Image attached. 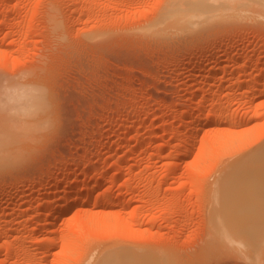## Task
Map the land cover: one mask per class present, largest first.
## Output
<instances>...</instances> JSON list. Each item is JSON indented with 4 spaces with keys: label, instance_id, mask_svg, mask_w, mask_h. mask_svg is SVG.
Returning a JSON list of instances; mask_svg holds the SVG:
<instances>
[{
    "label": "rangeland",
    "instance_id": "1",
    "mask_svg": "<svg viewBox=\"0 0 264 264\" xmlns=\"http://www.w3.org/2000/svg\"><path fill=\"white\" fill-rule=\"evenodd\" d=\"M174 1L0 0V264H264V0Z\"/></svg>",
    "mask_w": 264,
    "mask_h": 264
},
{
    "label": "bare ground",
    "instance_id": "2",
    "mask_svg": "<svg viewBox=\"0 0 264 264\" xmlns=\"http://www.w3.org/2000/svg\"><path fill=\"white\" fill-rule=\"evenodd\" d=\"M199 1L198 0H194L193 1V4L192 5H194V3H198ZM180 4H184V0H175L174 1V6H177L178 5V7L180 6ZM53 10V9H52ZM52 12V11H51ZM51 12H49V14L51 13ZM53 15V14H52ZM49 16V15H48ZM50 21V20H49ZM55 23V22H54ZM53 23V24H54ZM55 25V24H54ZM225 53H227V50H225V52H223V53H221V55H224ZM200 65V66H199ZM199 65H197V67H196V69L197 70H199V69H201L202 67H201V64H199ZM213 71V70H212ZM215 71H216V69H215ZM214 71V72H215ZM211 72V71H210ZM39 94V93H38ZM36 96V95H35ZM40 97H38V101H42V99H43V97H42V93L39 95ZM41 100H40V99ZM39 105V107H38V110H39V108H41L40 107V104H38ZM37 106V105H36ZM35 106V108H36V112L35 113H37L38 112V110H37V107ZM33 112H34V110H33ZM34 121V119L32 120V122ZM46 121H47V119H44V118H40V119H35V122H33L32 123V125H31V127H29V128H22V127H25V126H22L21 125V129H22V133L24 132V131H27V132H29V131H33V133L36 131H38V130H40V129H42V128H45V125L47 124L46 123ZM207 122H210V120L209 121H207ZM207 122H205V123H207ZM29 123V122H28ZM45 124V125H44ZM30 126V125H29ZM24 130V131H23ZM40 131H42V130H40ZM39 131V132H40ZM35 132V133H36ZM38 132V133H39ZM20 133H21V131H20ZM20 133H18V134H20ZM32 133V134H33ZM17 134V133H16ZM15 134V135H16ZM25 135H26V133H24ZM21 136H22V134H21ZM23 137H25V136H23ZM20 138V137H19ZM18 137L17 138H15V140L17 139H19ZM19 141V140H18ZM260 150V149H259ZM261 151H263V152H258L256 155V157L254 158V160L252 161V164H258V165H263L264 164V148L261 150ZM187 154V153H186ZM185 154V155H186ZM249 156V155H248ZM248 156H246V157H248ZM251 156V155H250ZM252 157V156H251ZM247 160V159H246ZM239 161V160H238ZM245 161V160H244ZM247 162V161H246ZM251 162V161H250ZM242 164V163H241ZM243 164H246L245 162L243 163ZM250 165V164H249ZM242 166V165H241ZM94 188V187H93ZM92 188V189H93ZM87 196V198L90 200L91 199V197H92V190H90V189H87V190H85V189H81V190H79L78 189V192H76V200H74V201H76V203H77V205H78V203L81 201L80 200V198H81V196ZM57 196V195H56ZM60 198V197H59ZM59 198H55L54 199V203H57L60 199H62V197L59 199ZM83 199V198H82ZM87 199V202L86 201H84V202H86V203H88V200ZM67 200V202L65 201L64 203L65 204H59L58 206H57V208L55 209V212H54V217H53V219L52 220H54V218L56 219H58V217L60 216H62L63 215V213H64V211H66V210H68V207H69V205H70V203L68 202V200L69 199H66ZM80 200V201H79ZM70 201V200H69ZM62 202V201H61ZM90 203V202H89ZM72 204V203H71ZM76 205V206H77ZM261 209V208H260ZM264 210V209H263ZM263 210H261V212H259V211H254V212H250L249 214H244L243 216H241V217H238V216H236V217H234V220L226 227V228H218L216 231H214L215 232V234H216V236H221V237H223L224 238V240L226 239L227 241H230V242H232V243H234V244H236V245H239L240 244V247H242V246H244V248H242L243 250H245L244 251V256L247 258V259H249V260H252V261H255V260H258L259 258H260V255H261V249L263 248L264 249V246L262 247V242H264L263 240V238H264V212H263ZM2 213V212H1ZM53 223V222H52ZM47 224V223H46ZM51 224V222H49L47 225H50ZM119 224V223H118ZM263 225V226H262ZM8 226V225H7ZM46 226V225H45ZM4 227H5V225L3 224H1V227H0V231H2V230H4ZM48 227V226H47ZM46 227V228H47ZM50 227V226H49ZM7 229V228H6ZM48 229V228H47ZM219 239H220V237H218ZM217 238V239H218ZM223 238H222V240H223ZM264 252V251H263ZM112 253V254H111ZM132 253V252H131ZM109 254V256H106L105 257V259H107L108 260V258L110 257H112V260H114L113 259V256L112 255H114L115 253L114 252H109V253H106L105 255H108ZM119 253H116V255L115 256H117ZM104 255V256H105ZM103 256V257H104ZM115 256H114V258H115ZM118 256H122L121 257V261H120V263H118V264H133V261H134V259H136L135 257V255H134V253L131 255V254H127L126 253V256H124L123 254H120V255H118ZM130 256V257H129ZM132 256V257H131ZM262 256H263V253H262ZM261 256V257H262ZM89 257V256H88ZM87 257V258H88ZM124 257V258H123ZM134 257V258H133ZM117 259H115V260H118L119 258L118 257H116ZM123 258V259H122ZM94 259V258H93ZM102 259V258H101ZM100 259V261H101V263H103V261ZM104 259V258H103ZM110 260V259H109ZM100 261H99V263H96L95 262V264H101L100 263ZM106 261V260H105ZM124 261V262H123ZM107 262V261H106ZM110 261H108V263H109ZM118 262V261H117ZM110 263H112L113 264V261L112 262H110ZM107 264V263H106ZM114 264H117L116 262H114ZM145 264H155V262L153 263V261H152V259H151V261L149 260V262L148 263H145ZM156 264H158L157 262H156Z\"/></svg>",
    "mask_w": 264,
    "mask_h": 264
}]
</instances>
